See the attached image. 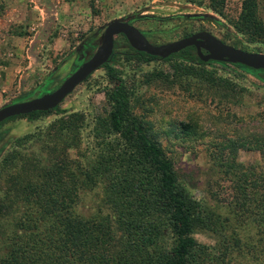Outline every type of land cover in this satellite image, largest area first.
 <instances>
[{"label": "rangeland", "instance_id": "obj_1", "mask_svg": "<svg viewBox=\"0 0 264 264\" xmlns=\"http://www.w3.org/2000/svg\"><path fill=\"white\" fill-rule=\"evenodd\" d=\"M242 2L225 0L218 12L210 0H0V108L56 90L95 53L102 27L113 20L132 24L154 45L205 30L229 45L264 53V44L247 43L232 26ZM257 4L264 24V0H257ZM115 41L113 65L126 82L134 113L172 160L189 195L207 210L227 215L233 194L229 179L219 173L218 163L230 161V152L223 149L225 143L264 136V74L211 64L206 69L214 77L232 83L218 85L180 76L173 67L176 58L144 62L133 54L123 36ZM108 87L111 84L102 67L77 86L57 112L42 114L36 120L16 117L0 125V197L7 191L1 177L18 171L17 164L3 168L12 153L61 160L44 144L63 141L59 137L64 135L74 143L67 153L74 165L94 156L99 119L110 110L104 97ZM74 115L83 118L77 123L81 126L78 133L62 134L60 124L71 125ZM236 160L256 164L260 155L238 149ZM78 190L77 213L110 219L100 184L81 185ZM109 226L114 236L119 235L115 223ZM194 237L201 244H214L206 233L196 231ZM4 251L0 245V255ZM238 262L255 264L249 256L235 264Z\"/></svg>", "mask_w": 264, "mask_h": 264}, {"label": "trees", "instance_id": "obj_2", "mask_svg": "<svg viewBox=\"0 0 264 264\" xmlns=\"http://www.w3.org/2000/svg\"><path fill=\"white\" fill-rule=\"evenodd\" d=\"M224 2L210 0V6L221 12ZM257 8V0H243L232 26L247 43L263 45L264 24ZM128 47L144 62L176 58L173 67L180 76L218 85L232 83L214 77L206 69L211 64L264 74V70L239 64L204 63L192 47L166 59ZM115 57L113 51L103 66L111 84L104 91L110 110L99 119L97 150L92 158L74 165L67 156L74 143L62 135L59 139L63 141L44 144L61 160L51 156L38 160L21 153L5 159L3 168L12 163L18 171L1 177L7 191L0 197V245L5 250L0 264H235L247 256L255 264H264V136L223 145L230 152V161L218 163V170L229 179L233 200L227 215L207 210L189 195L172 160L134 113L126 82L113 65ZM57 108L19 117L36 120ZM81 120L74 115L71 125L61 123L59 131L76 134ZM238 149L258 152L259 163L238 162ZM96 184L102 186L111 220L76 212L80 186ZM111 222L119 235L112 234ZM196 231L210 235L214 244L199 243ZM248 232L253 234L246 236Z\"/></svg>", "mask_w": 264, "mask_h": 264}, {"label": "water", "instance_id": "obj_3", "mask_svg": "<svg viewBox=\"0 0 264 264\" xmlns=\"http://www.w3.org/2000/svg\"><path fill=\"white\" fill-rule=\"evenodd\" d=\"M103 36L95 53L77 68L53 92L0 108V124L13 117L34 112H48L58 107L77 86L111 59L117 36H123L137 52L159 59H166L187 48L194 47L200 61L239 64L255 71L264 70V53L246 52L224 43L208 32H198L170 43L154 45L143 33L128 22L113 20L102 27Z\"/></svg>", "mask_w": 264, "mask_h": 264}, {"label": "flooded vegetation", "instance_id": "obj_4", "mask_svg": "<svg viewBox=\"0 0 264 264\" xmlns=\"http://www.w3.org/2000/svg\"><path fill=\"white\" fill-rule=\"evenodd\" d=\"M199 32H207V31H205V30H202V31H199ZM196 33H198V32H196ZM208 33H210V32H208ZM193 34H195V33H193ZM210 34H212V33H210ZM144 35V34H143ZM213 35V34H212ZM145 36V35H144ZM146 37V36H145ZM216 37V36H215ZM185 38V37H184ZM217 38V37H216ZM182 39V38H181ZM219 39V38H218ZM221 40V39H220ZM149 41V40H148ZM222 41V40H221ZM150 42V41H149ZM151 43V42H150ZM192 48H194V47H192ZM195 49V48H194ZM196 51V50H195ZM51 93V92H50ZM36 98V97H35Z\"/></svg>", "mask_w": 264, "mask_h": 264}]
</instances>
